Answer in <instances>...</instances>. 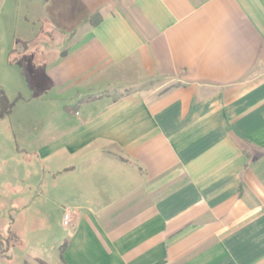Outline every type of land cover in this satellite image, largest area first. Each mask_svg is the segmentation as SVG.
Instances as JSON below:
<instances>
[{
    "label": "crops",
    "instance_id": "1",
    "mask_svg": "<svg viewBox=\"0 0 264 264\" xmlns=\"http://www.w3.org/2000/svg\"><path fill=\"white\" fill-rule=\"evenodd\" d=\"M24 3L0 0V25L62 41L0 49L55 100L31 120L27 183L0 170V263L264 264V0Z\"/></svg>",
    "mask_w": 264,
    "mask_h": 264
},
{
    "label": "rangeland",
    "instance_id": "2",
    "mask_svg": "<svg viewBox=\"0 0 264 264\" xmlns=\"http://www.w3.org/2000/svg\"><path fill=\"white\" fill-rule=\"evenodd\" d=\"M24 2L25 0H22V12L20 14V17L22 19L27 14L26 9H24L23 6H27L28 3L25 4ZM14 24H16L15 17L14 14L11 13L0 25L1 50L6 51L8 48V51L10 50V48L12 47L11 38L13 37L14 31L20 34L21 38L29 35L32 39L38 31V38L32 41V43L30 42L28 49L30 53H33L38 57L44 50V42H49V40L51 39L56 45H59V41H62V39H60V36H56L57 34L53 32L51 33V31H48L46 29H37V25L32 30L31 24H23L22 21L20 24H18V28H14ZM21 47H23L22 44ZM17 48L19 49V46H16V49ZM11 58L14 59L13 61L17 60L16 62L21 64V68L19 67V65L15 64L11 65L6 73L0 71V84L2 83L6 87L5 95L10 102H13V105L15 104V106L12 108V113L9 116H6L3 120H0V170H2L6 177L8 176V173L18 171L19 180L21 181V183L25 181L27 183V171L29 167H32V163L25 157L27 155H23V152L28 151V136L33 132L41 130L43 127L42 124H39V122L34 124L33 122H31V120H33L34 118L38 120V117L41 118L39 112L44 111L42 105H44L45 101H51V103H54L55 100L43 99V97L39 93V82L47 87L48 82L46 81L44 75L39 72V70H32V67L29 64V60H27L26 57H23V55L18 57L17 54H12ZM34 87H37V89L34 90ZM18 95H20L21 98L16 101V97ZM17 150H20L22 152L19 153L17 152ZM4 191L5 193H7V191L11 192L12 189L10 187H6L5 190H2L1 192ZM10 194L12 195V193ZM21 209V211H24L25 209H27V206ZM16 213L11 210L9 212V215L15 217ZM22 228L24 229L25 233H28L29 221L27 220V217H24L22 221ZM0 242H3V244H1L0 246V253L2 251H5L8 246L10 247L16 243L12 238V235H8L6 232L0 237ZM19 253L20 252L14 248L5 253L6 255L4 256H13L14 260L16 261V257ZM47 259H49V257ZM16 262L14 264H16ZM0 264L5 263L3 262ZM23 264L42 263L36 261H26Z\"/></svg>",
    "mask_w": 264,
    "mask_h": 264
},
{
    "label": "trees",
    "instance_id": "3",
    "mask_svg": "<svg viewBox=\"0 0 264 264\" xmlns=\"http://www.w3.org/2000/svg\"><path fill=\"white\" fill-rule=\"evenodd\" d=\"M99 20V14H94L91 18H90V20H89V22L91 23V24H96V22ZM12 108H13V102H10L8 99H7V97H6V95H5V93L3 92V90L2 89H0V120L1 119H3L4 117H6V116H9L10 115V113L12 112ZM7 234L9 235H12V238L14 239V240H16L15 239V237H14V235L12 234V231H11V229L10 228H8V230H7ZM16 242V241H15ZM7 245H8V243H7ZM9 247V246H8ZM8 247H7V249H8ZM11 247V246H10ZM9 247V248H10ZM6 249V250H7ZM1 254V253H0Z\"/></svg>",
    "mask_w": 264,
    "mask_h": 264
},
{
    "label": "built area",
    "instance_id": "4",
    "mask_svg": "<svg viewBox=\"0 0 264 264\" xmlns=\"http://www.w3.org/2000/svg\"><path fill=\"white\" fill-rule=\"evenodd\" d=\"M68 224H69V216H68V213H66L63 216V225L67 226Z\"/></svg>",
    "mask_w": 264,
    "mask_h": 264
}]
</instances>
